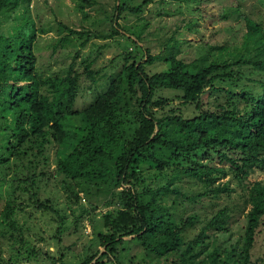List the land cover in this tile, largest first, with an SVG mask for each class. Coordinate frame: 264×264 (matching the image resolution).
<instances>
[{
  "label": "trees",
  "instance_id": "obj_1",
  "mask_svg": "<svg viewBox=\"0 0 264 264\" xmlns=\"http://www.w3.org/2000/svg\"><path fill=\"white\" fill-rule=\"evenodd\" d=\"M31 1L0 0V27L13 12L23 18L0 31V194L5 200L0 224L14 239L9 256L0 255V264H66L64 248L70 244L51 252L25 236L18 210L29 202L55 215L52 236L60 243L72 226L76 230L88 216L94 220L99 207L106 208L99 218L105 229L94 236L104 249L87 247L77 264H161L172 256L171 264H264L253 254L264 219V179L248 178L256 169L264 171L261 25L246 19L245 44L253 41L256 55L240 52L189 63L177 57L181 43L175 36L165 43V52L153 54L140 43L142 30L133 26L130 33L123 32L118 19L125 12L142 13L152 0H117L109 34L70 29L84 37L82 45L93 37L120 34L134 46L121 54L105 88L77 108L82 73L96 80L101 68H93L95 57L87 56L83 70L75 69L77 49L64 74L41 69L37 24L28 13ZM157 60L167 66L151 71L149 65ZM246 66L258 76L247 77L242 71ZM57 175L64 187L73 184V195L83 192L93 200L91 209L77 214L72 206H58L46 196ZM183 177L195 178L201 189L184 192L178 184ZM237 187L243 197L238 208L245 217L241 238L228 246L211 244L217 232L229 231L237 211L223 204L185 239V232L202 218L180 207L205 198L216 202ZM133 243L142 250L139 259L130 253Z\"/></svg>",
  "mask_w": 264,
  "mask_h": 264
},
{
  "label": "rangeland",
  "instance_id": "obj_2",
  "mask_svg": "<svg viewBox=\"0 0 264 264\" xmlns=\"http://www.w3.org/2000/svg\"><path fill=\"white\" fill-rule=\"evenodd\" d=\"M134 4L142 0H128ZM117 0H97L92 5L81 6L79 0H32L29 5V15L36 21L37 38L35 50L39 55L38 64L46 73H65V69L73 61V55L80 49V55L75 61V69L83 70L85 57L94 58L93 68H101L96 80L87 77L84 72L80 79L79 94L75 107L87 106L98 93V90L105 88L107 81L116 68L117 60L121 61V54L128 47L134 49L133 44L122 35L116 34L107 38H91L82 45L84 39L79 33L71 32L90 30L94 34L107 35L113 30V14ZM140 14L125 12L124 16L118 19L123 32L130 33V27L142 30L143 37L140 43L149 46L151 53L165 52L166 42L171 41L173 36L180 39L179 52L177 57L183 58L186 62H209L213 59L229 58L240 52L246 56L257 54V48L253 41L245 44L246 19H252L261 25L264 32V0H152L144 6ZM226 13L224 18L220 14ZM22 16H15L4 19L0 31L7 29L15 22L22 21ZM146 23V24H143ZM140 24L139 26H135ZM60 43V44H59ZM59 44V45H58ZM114 57V61L111 58ZM167 66L163 60H157L149 65L151 71L159 70ZM244 74L253 78L258 76L251 67H243ZM247 79V78H246ZM249 81V79H248ZM165 93L172 94L166 90ZM175 100V102H177ZM72 125L71 120L65 121ZM51 158V169L55 167V146L49 148ZM250 180L264 179V171L256 169L249 177ZM178 184L188 194H193L201 189V183L193 177H183ZM233 185L236 183L233 182ZM73 184L64 187L60 176L53 177L50 189L45 195L53 198L58 206L70 209L68 205L80 214L85 209H91L92 201L83 192L78 197L71 193ZM241 188L237 187L231 196L219 198L216 202L210 198L202 201L186 204L190 212L199 214L202 218L194 227L185 232V239H190L196 234L201 226L218 208L223 204H231L237 207V211L230 223L229 231L217 232V238L213 243L221 247L228 246L239 240L245 228L244 214L239 210L243 197ZM4 197L0 194V213L4 205ZM29 201H25L27 203ZM165 202H169L166 199ZM178 208V207H177ZM106 208L99 207L93 214V219L88 216L79 223L77 229L74 226L70 229V235H64L63 242H58L52 235L56 230L57 222L55 215L46 210L36 209L33 203L23 206L18 210L19 222L24 228V234L28 240L51 252L65 247L66 264H77L84 257L87 247L90 249H104L98 240H94L97 229H105L99 222L101 212ZM84 210V211H85ZM70 224V223H69ZM3 225L0 224V255L8 257L12 251L14 239L3 232ZM91 238V240H90ZM130 253H137L140 258L142 250L139 245L131 244ZM254 257L262 258L264 262V219L257 234L253 249ZM173 257V256H172ZM163 258L161 264H171Z\"/></svg>",
  "mask_w": 264,
  "mask_h": 264
}]
</instances>
